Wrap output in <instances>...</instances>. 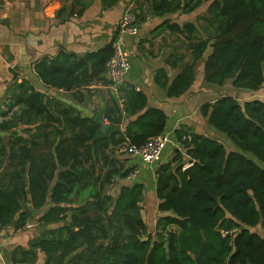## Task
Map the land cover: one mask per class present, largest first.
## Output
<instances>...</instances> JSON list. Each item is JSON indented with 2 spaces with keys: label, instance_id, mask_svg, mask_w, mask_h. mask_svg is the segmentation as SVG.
Returning a JSON list of instances; mask_svg holds the SVG:
<instances>
[{
  "label": "trees",
  "instance_id": "1",
  "mask_svg": "<svg viewBox=\"0 0 264 264\" xmlns=\"http://www.w3.org/2000/svg\"><path fill=\"white\" fill-rule=\"evenodd\" d=\"M145 1L135 5L139 18L147 13L191 12L210 2L200 17L206 21L203 26L167 20L159 27L185 34L188 40L190 60L183 62L182 56L171 61L182 67L166 84L169 96L180 97L191 88L202 62L207 84L224 86L231 81L239 90L264 88V0ZM112 55L113 42L87 58L96 61V72L101 73ZM70 65L71 56L62 53L50 67L45 59L36 63V69L49 85L70 89L83 82L70 72H57ZM162 73L159 70L157 77ZM17 87L21 94L9 105L17 104L19 110L2 121L0 128L41 122L35 135L18 134L11 145L15 179L10 187L0 186V222L24 226L33 217L26 207L27 191L32 206L38 208L50 193L52 206L38 222L65 219L67 212L71 218L33 242L46 252L47 264H196L203 242L205 264H264V235L253 230L260 226L264 231V169L245 154L264 162L263 100L239 101L225 95L200 108L207 123L240 150H228L219 139L184 125L177 130L185 153L176 149L175 156L157 169L159 210L169 214L160 216L153 235L141 215L143 185L122 186L117 198L107 194L106 188L116 177L126 178L131 172L117 165L111 153L126 143L142 144L165 132L167 114L148 107L147 96L134 86L119 85L123 106L112 96L105 110L116 130L92 142L99 127L94 118L63 103L55 111L44 92L25 83ZM43 146L47 149L40 153ZM187 159L209 193L184 169ZM100 160L105 170L96 169ZM87 162L91 165L86 166Z\"/></svg>",
  "mask_w": 264,
  "mask_h": 264
},
{
  "label": "crops",
  "instance_id": "2",
  "mask_svg": "<svg viewBox=\"0 0 264 264\" xmlns=\"http://www.w3.org/2000/svg\"><path fill=\"white\" fill-rule=\"evenodd\" d=\"M138 1L147 2L0 0V123L11 119L13 112L19 110V105H9L21 94L20 88L17 87L19 83L29 84L36 90L44 92L55 111L61 106L60 103H63L73 107L82 116L95 119L102 104L106 110L107 104L112 103V96L123 106L124 98L117 90L119 85L115 87L106 72L97 73L96 61L87 58L111 42L114 45V42L120 39L130 60L126 79L120 85L134 86L147 96L148 107L162 109L167 114L165 132L169 134L170 141L164 148L161 159L153 163H145L139 156L130 155L123 150V146L116 148L115 153H111L113 161L119 166L131 169V172L138 168V172L132 177L131 172L126 178L116 177L114 183L106 188V193L117 198L122 186L142 184L141 215L149 232L155 235L158 219L169 214L159 210L157 169L175 156L176 149L185 153V147L177 138V130L184 125L195 133L209 135L223 142L219 135H215L209 128L207 118L201 113V106L225 95H232L239 101L251 99L264 101V88L259 91L239 90L233 87L231 81L224 86L207 84L204 81L202 62L198 66L196 80L191 88L180 97L169 96L167 86L182 67L180 62L172 65L171 61L175 62L177 57L182 56L185 57L183 62L190 60L187 51L188 40L185 34L169 28L161 30L159 27L167 20L180 25L194 22L198 26H203L206 21L200 17L206 14L210 2H204L191 12L178 11L163 16L147 13L144 18L138 17V34L120 36L119 25L125 10L130 4L136 5ZM62 53L71 56L72 65L60 69L57 67V72L61 74L70 72L77 76V80L83 81L76 82L70 89L49 85L36 69V63L45 59L48 60L50 67L51 61H57ZM80 59H85L86 62L75 65L74 62ZM161 69L164 73L157 77ZM105 120L110 123L106 116ZM40 122L37 120L30 124L18 123L9 130L0 128V186L10 187L15 179L13 177L15 163L11 162L9 154L16 135L21 134L26 138L35 135ZM223 143L228 150H234L228 146L229 144ZM46 149L44 146L41 147L40 153ZM192 164L193 162L187 159L184 168ZM85 165L89 166L91 162ZM96 169L105 170L102 160L97 162ZM25 176L26 184L29 185L28 166ZM27 193L26 207L33 214L30 221L34 222V225L22 227L16 226L15 223L0 225V264H47L46 252L38 246H33V242L45 231L63 227L71 218V212H67L65 219L47 224L38 222V218L52 206L49 200L50 193L40 208L32 206L31 193L29 190ZM23 211L25 209L21 210ZM161 231L165 232L162 229Z\"/></svg>",
  "mask_w": 264,
  "mask_h": 264
},
{
  "label": "built area",
  "instance_id": "3",
  "mask_svg": "<svg viewBox=\"0 0 264 264\" xmlns=\"http://www.w3.org/2000/svg\"><path fill=\"white\" fill-rule=\"evenodd\" d=\"M135 5L130 4L124 12L122 20L119 25L120 36L125 34L135 35L139 31V21ZM130 68L129 54L124 48L121 40L118 39L113 45V55L106 63V74L112 80L116 87L123 83L126 79L127 72ZM170 141L168 133L163 132L157 136L150 137L142 144L126 143L123 146L130 155L139 156L145 163H153L161 159L162 152ZM138 168H135L130 177L135 176ZM1 225V222H0ZM34 222L27 221L24 226H33Z\"/></svg>",
  "mask_w": 264,
  "mask_h": 264
},
{
  "label": "water",
  "instance_id": "4",
  "mask_svg": "<svg viewBox=\"0 0 264 264\" xmlns=\"http://www.w3.org/2000/svg\"><path fill=\"white\" fill-rule=\"evenodd\" d=\"M104 114H105V106L102 104L100 111L97 113V115L95 116V119H94L95 122L98 123L99 127H98L94 137L91 140L92 142L97 140V139L103 138L107 134L116 130L115 125L106 122ZM184 169L187 170L189 172L190 176L192 178H194L200 184L202 189H204L206 192L209 193L207 188L204 186V184L199 180L197 175L194 173L192 165H188ZM109 221H110V225H111L112 219L109 218ZM205 245H206V242H203L198 255L195 256L196 264H205V257H204ZM165 246L168 248V242L165 243Z\"/></svg>",
  "mask_w": 264,
  "mask_h": 264
},
{
  "label": "rangeland",
  "instance_id": "5",
  "mask_svg": "<svg viewBox=\"0 0 264 264\" xmlns=\"http://www.w3.org/2000/svg\"><path fill=\"white\" fill-rule=\"evenodd\" d=\"M209 128L215 133V135H219L220 139H222L223 142L229 144L228 146L233 147L234 150H236V151L240 150L233 144V142L228 138V136L225 133L217 131L212 126H209ZM245 154H246V156H248L250 159L254 160L259 166H261L264 169V162L259 160L252 153H245ZM253 230L258 231L260 234L264 235V231H263V229L260 226L253 228Z\"/></svg>",
  "mask_w": 264,
  "mask_h": 264
}]
</instances>
